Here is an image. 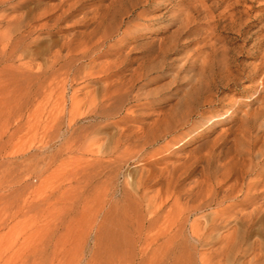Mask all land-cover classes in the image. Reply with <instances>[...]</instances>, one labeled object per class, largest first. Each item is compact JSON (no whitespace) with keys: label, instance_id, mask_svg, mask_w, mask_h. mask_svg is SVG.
I'll return each mask as SVG.
<instances>
[{"label":"rangeland","instance_id":"rangeland-1","mask_svg":"<svg viewBox=\"0 0 264 264\" xmlns=\"http://www.w3.org/2000/svg\"><path fill=\"white\" fill-rule=\"evenodd\" d=\"M2 1L0 19L8 18L0 23V34L17 37L27 23L45 22L49 14L43 30L16 43L13 53L17 65L26 64L32 58L26 49L32 48L35 63L49 72L43 85L0 81V264H87L95 256L94 236L82 242L69 234L61 236L62 220L68 217L69 222L79 214L87 228L95 225L102 214L99 202L112 198L109 187L115 180L108 165L118 137L115 120L134 108L136 120L150 116L157 135L163 131L170 137L192 130L201 113L221 118L233 78L240 81L232 86L240 95L243 84L264 74V0H204L212 6L211 13L199 0ZM62 49L63 55L72 56L49 69L46 61ZM64 62L68 64L61 68ZM106 87L113 95L106 94ZM196 88L204 98L192 101ZM153 129H138L140 138L121 147L123 157L131 159L142 147L147 153L159 148L164 141L153 139ZM203 132L193 130L176 144L191 143ZM137 163L138 159L130 160L117 177L132 189L142 173ZM62 192L68 194L63 196L66 202L58 198ZM167 210L169 206L161 215ZM170 222L169 216L162 217L149 234Z\"/></svg>","mask_w":264,"mask_h":264},{"label":"bare ground","instance_id":"bare-ground-1","mask_svg":"<svg viewBox=\"0 0 264 264\" xmlns=\"http://www.w3.org/2000/svg\"><path fill=\"white\" fill-rule=\"evenodd\" d=\"M9 1L3 0L1 3L4 4ZM198 3L202 5L207 13L212 12V6L206 5L204 0H199ZM47 15L49 16V14ZM47 15L45 14V19L41 16V19L43 18L45 22L40 23L36 19L37 24L27 23L24 30H21L17 37L12 34H0V81L4 82V85L5 82L8 83L9 81H12L15 85L28 81L41 85L42 82L47 80L48 76L46 74L49 71L48 69H42L40 64L35 63L33 57L36 54H34L32 48L28 47L26 49V55L32 57L26 64L18 63L17 65L15 58H13L16 43L26 36H33L39 29H42L41 27L46 26L48 24L47 20H49ZM7 18V15L1 18L0 23L5 22ZM208 48L206 52L209 51ZM63 50L52 56V60L48 59L46 61L49 69L55 68L62 59L66 60L70 56L69 53L63 55ZM194 54L196 53L194 52ZM206 56L209 57L208 54ZM203 60L206 61L207 59ZM66 63L60 65L61 68L65 67ZM210 63L212 64V62ZM261 76L257 79L251 78L246 84H243L244 91L240 95L233 92L232 86H237L240 83L237 80L238 78H233L232 85L229 84V93L226 97L223 113L221 112L222 117L210 113V115H206L207 112L201 113L199 115L201 119L196 118L195 125L192 126L193 129L184 133V136L181 133V136L170 134L169 137L168 133L164 132L162 134L163 131H160V135H157L152 128L156 124L153 123L154 120L151 123L150 116L143 118V120H136L133 114L137 111L134 108V110L130 108L119 120H115L117 133H114L118 134V137L114 140L116 144L113 142L115 146L111 149L112 158H110V164L108 163L110 167L108 173L111 175V180H115L112 182L111 188L109 187L112 198L110 194L108 196V198H111L109 201L104 199L103 204L99 202L101 204L99 209L102 207V214L99 216V221L97 220L98 223L95 222V225L93 224L88 228L83 225L84 223L80 220L82 216L77 215V212L75 213L76 219L74 218L69 222L66 221L68 217L62 216L66 218L62 220L65 228L63 231L65 232L61 236L69 234V236H73L74 239L81 240V242L90 235L94 236L95 256L87 264H264V74ZM112 85L110 84V86ZM132 85L134 86V84ZM106 88V94L110 95L109 93L112 92L113 95V91H110L111 87ZM208 89L207 91L202 90V92H208ZM200 93L201 89L196 88L193 92L192 101L200 100L202 97H200ZM103 96L106 98L105 95ZM183 98H186V96ZM104 102L105 99L100 104L102 105ZM143 104H141L142 109ZM93 110L95 109L93 108ZM150 111L152 112V110ZM160 118L159 116L158 120ZM221 120H223L222 123H220ZM114 124L112 125L114 126ZM167 127H164V129H167ZM140 128L148 130V132L153 129L155 134V136L151 134L154 136L153 139L155 141L163 140L164 143L151 153H147V150L142 147L140 150L138 149L139 151L136 154L134 153L135 155L131 159H125L123 157L125 152L120 151L121 147L131 140L139 139L138 129ZM193 130L205 131L191 141V143L199 142L198 146H195L196 148L193 146V149H190L189 145L191 143L176 144L178 139L191 136ZM215 132H217L215 138L210 140L208 136ZM188 153L189 155H187ZM137 159L139 165L136 166H139L142 173L135 185L133 184V189L136 190L133 192V189L128 187L127 183L123 185L119 179L117 180V177L130 160ZM88 176H91V172ZM65 194L68 196L67 193L62 192L58 198H63L65 201ZM107 194L109 192H106L103 197L105 198ZM168 206L170 210H167V215L162 216V212ZM58 214L60 213L58 212ZM57 215L55 214V216ZM194 215H197V217ZM166 216L171 219L169 226L160 228L155 234L150 235L149 233L157 229L162 217L166 218ZM250 255H253L252 259L248 258Z\"/></svg>","mask_w":264,"mask_h":264}]
</instances>
